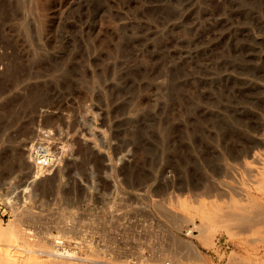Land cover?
<instances>
[{
  "label": "rangeland",
  "instance_id": "374dc122",
  "mask_svg": "<svg viewBox=\"0 0 264 264\" xmlns=\"http://www.w3.org/2000/svg\"><path fill=\"white\" fill-rule=\"evenodd\" d=\"M254 140L264 0H0V264H65L38 241L108 232L85 214L115 189L158 222L142 264H264V220L234 221L264 215Z\"/></svg>",
  "mask_w": 264,
  "mask_h": 264
},
{
  "label": "built area",
  "instance_id": "2783aa9c",
  "mask_svg": "<svg viewBox=\"0 0 264 264\" xmlns=\"http://www.w3.org/2000/svg\"><path fill=\"white\" fill-rule=\"evenodd\" d=\"M36 165L43 169L52 167L53 158L46 149L38 152ZM128 205L137 211L126 215L117 213L115 219L119 222L108 232L97 230L96 234L87 230L77 236L72 233L67 237L56 236L60 257L72 264H142L149 260L155 254L152 248L158 245L153 239L159 229L158 222L134 203ZM2 217L3 221L11 219L7 214ZM195 234L196 226H190L183 235L191 239Z\"/></svg>",
  "mask_w": 264,
  "mask_h": 264
},
{
  "label": "bare ground",
  "instance_id": "6f19581e",
  "mask_svg": "<svg viewBox=\"0 0 264 264\" xmlns=\"http://www.w3.org/2000/svg\"><path fill=\"white\" fill-rule=\"evenodd\" d=\"M256 131V130H255ZM260 132V131H259ZM258 133V132H257ZM259 134V133H258ZM259 138V137H258ZM260 139V138H259ZM258 139V140H259ZM254 141H256V140H254ZM253 142V141H252ZM249 146V145H248ZM247 146V147H248ZM250 146H251V144H250ZM252 148V151H255V149H258V150H260V148L261 147H263L264 148V141H256V143L253 145V146H251ZM250 148V147H249ZM249 148H247V149H249ZM39 149V148H38ZM38 149H36V150H38ZM35 150V151H36ZM37 152V151H36ZM251 152V151H250ZM256 152H257V150H256ZM244 153H246V152H244ZM38 154V153H37ZM37 154H36V157H37ZM249 154H251V153H249ZM248 154V155H249ZM248 155H245V156H248ZM251 155H254V154H251ZM32 156H33V153H32ZM34 156H35V154H34ZM244 156V155H243ZM35 157V158H36ZM34 157L31 159V160H29V163H31V164H33V167L36 169V170H40V167H38L37 165H36V159H35ZM253 158H254V156H253ZM33 162V163H32ZM263 167H261V169H262ZM59 169V168H58ZM264 171V170H263ZM262 171V172H263ZM260 172V171H259ZM262 174V173H261ZM264 174V173H263ZM108 175V174H107ZM106 177H109V178H111L112 179V177H111V175L109 174L108 176H106ZM114 182V181H113ZM112 183V182H111ZM112 187V186H111ZM94 188V182H93V185H87L86 186V199H88V201L89 200H91V202H92V193H90L89 192V189H93ZM115 191H116V189L113 191V192H111V191H109V192H103V193H101V196H100V198L103 200V202H104V205H103V209L101 208L99 211H96V212H94L93 214H92V211L90 210V212H88L87 213V211H85L84 213H87V214H85V215H89L90 217H92L93 219H97V220H99L100 222H101V225H102V227H104V230H106V229H108V228H110V227H112L113 226V224H112V222H111V220H110V216L111 217H113L114 219H115V216H116V214L114 213H112V212H109V210L112 208V203L115 201ZM1 195V194H0ZM110 195H112V196H110ZM3 196V195H2ZM8 196V195H7ZM1 197V196H0ZM9 197V196H8ZM90 197V198H89ZM5 198H7L6 196H5ZM10 200V198H7V201H9ZM85 199V200H86ZM6 201V200H5ZM161 208H162V206H160ZM166 211V210H165ZM96 214V215H95ZM123 215H126L127 213H122ZM67 216H69L68 218H71V219H73L74 217H75V211H73V209H69L68 210V212H67ZM171 218H172V216H171ZM96 220V221H97ZM238 221V223H240V224H242L241 225V227H247L248 225H252L253 224V222L254 221H259V220H264V215H260L259 213H257V216L255 215V212H251L250 213V215L247 217H245V218H237V217H234V221ZM10 221V220H9ZM13 221V220H12ZM11 221V222H12ZM96 221H94V223H96ZM80 222V220H78V223ZM118 222H116V224H117ZM57 225H59V222H57ZM64 225V235L63 236H61V237H65L66 236V234L68 233V232H70V234L72 233V234H74L73 232L74 231H76L77 233H79V234H77V235H80L81 233H82V229H78V225L76 224H74V222H72L71 224H70V226H68V224L66 223V224H63ZM105 225L107 226V227H105ZM240 226V225H239ZM207 227V226H206ZM205 227V228H206ZM196 229H197V227H196ZM207 229H210L209 227H207ZM63 231V230H62ZM203 231V230H202ZM205 231V230H204ZM207 231V230H206ZM28 232V231H27ZM26 232V233H27ZM30 232V231H29ZM27 233L28 234V236H27V234H25V235H23L24 236V240L27 238V237H29V234L30 233ZM83 232H84V230H83ZM32 233V232H31ZM52 235V234H51ZM59 235V234H58ZM62 235V234H61ZM69 235V234H68ZM74 235H76V234H74ZM46 236V235H45ZM44 235H43V238H41L40 239V241H38V240H36V241H38L39 243H38V248L42 251V252H40L41 254H43L44 253V255H46V256H48V257H50L51 259H52V261L54 260L55 262H57V263H65V264H68V263H70V260H68V259H64V258H61L60 257V255H59V253H58V248H57V246H56V244H55V241H56V239L58 238V237H53L54 239H52L51 237H50V234H49V236H46L45 237ZM36 237H37V235H36ZM30 238V237H29ZM28 240V239H27ZM26 240V241H27ZM30 240V239H29ZM34 240V239H33ZM36 241H34V242H36ZM28 242V241H27ZM26 242V243H27ZM30 242H32L31 240H30ZM29 243V242H28ZM37 243V242H36ZM24 244V243H23ZM23 244H21V245H23ZM20 245V246H21ZM27 245V244H26ZM37 244H35L34 246H36ZM24 246V245H23ZM36 248H37V246H36ZM23 249H24V247H23ZM22 249V250H23ZM25 250V249H24ZM28 250V249H27ZM30 250V249H29ZM39 250V251H40ZM19 251V250H18ZM35 251V250H34ZM22 252V251H21ZM31 252V250L28 252V253H30ZM33 252V251H32ZM158 256V254L156 253L155 255H154V257H157ZM159 257V256H158ZM53 261V262H54ZM168 262H166L165 264H167ZM72 264V263H71ZM85 264V263H84Z\"/></svg>",
  "mask_w": 264,
  "mask_h": 264
}]
</instances>
